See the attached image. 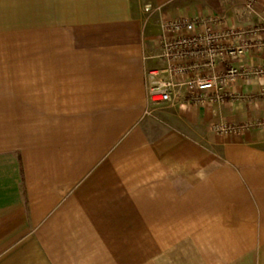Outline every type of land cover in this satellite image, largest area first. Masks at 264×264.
Masks as SVG:
<instances>
[{
	"label": "crops",
	"instance_id": "crops-1",
	"mask_svg": "<svg viewBox=\"0 0 264 264\" xmlns=\"http://www.w3.org/2000/svg\"><path fill=\"white\" fill-rule=\"evenodd\" d=\"M174 18L264 0H0V264H264V32L223 101L150 104Z\"/></svg>",
	"mask_w": 264,
	"mask_h": 264
},
{
	"label": "built area",
	"instance_id": "built-area-1",
	"mask_svg": "<svg viewBox=\"0 0 264 264\" xmlns=\"http://www.w3.org/2000/svg\"><path fill=\"white\" fill-rule=\"evenodd\" d=\"M257 1L245 0L246 7L251 8ZM144 11L150 17L159 12V8L146 5ZM222 24L223 21L216 18H174L161 22L156 57L166 68L147 70L148 103L185 102L203 106L221 102L230 95L227 88L236 78L245 75L231 63L239 61L251 47L252 39L264 30L216 29ZM234 41H239V45ZM217 66L221 67L220 72L216 71ZM161 73L167 77H161ZM253 74L263 76L264 68H257ZM249 124L218 123L212 130L221 136L233 135L248 130Z\"/></svg>",
	"mask_w": 264,
	"mask_h": 264
}]
</instances>
